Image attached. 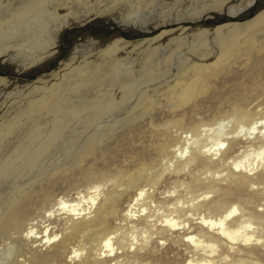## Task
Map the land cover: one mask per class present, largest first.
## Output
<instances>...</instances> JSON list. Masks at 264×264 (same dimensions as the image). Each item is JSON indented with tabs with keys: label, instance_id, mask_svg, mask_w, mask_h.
I'll use <instances>...</instances> for the list:
<instances>
[{
	"label": "bare ground",
	"instance_id": "1",
	"mask_svg": "<svg viewBox=\"0 0 264 264\" xmlns=\"http://www.w3.org/2000/svg\"><path fill=\"white\" fill-rule=\"evenodd\" d=\"M218 1L0 0V166L28 154L14 172L0 170V189L8 188L0 196V264H264V108H232L187 128L183 119L155 125L151 117L146 125L163 143L140 149V161L129 157L124 170L86 176L75 197L43 186L61 179L45 173L51 164L43 166V157L33 166L41 126L77 99L98 104L65 131L59 158L77 144L73 169L104 126L106 135L118 123L140 129L138 120L157 108L198 95L246 31L264 30V6L244 21L194 26L213 14L229 16L230 2H239ZM227 27L234 30L224 44ZM63 34L74 44L54 70L22 84L6 75L55 58L54 38ZM132 34L145 36L124 37ZM254 39L243 49L252 66L264 67V37L259 45ZM54 73L58 83L34 88ZM24 93L22 102L5 104Z\"/></svg>",
	"mask_w": 264,
	"mask_h": 264
},
{
	"label": "rangeland",
	"instance_id": "2",
	"mask_svg": "<svg viewBox=\"0 0 264 264\" xmlns=\"http://www.w3.org/2000/svg\"><path fill=\"white\" fill-rule=\"evenodd\" d=\"M228 1H231V0H227V1L219 0L218 4L226 5ZM252 1L253 0H239L237 4H231V2H233L231 1L226 13L229 16H233L236 13L248 7L252 3ZM8 18L10 19V17ZM233 30H234V27H227L226 29H224L222 41H221L222 43L227 44L226 42L228 41V38H229L228 36L229 34L232 33ZM247 30H250V29H247ZM251 30L246 31L247 32L246 34L243 33L245 35L244 36L242 35L243 37L241 36L239 46L237 48L232 49L229 52L228 56L225 57L223 64L227 63L228 65L223 70H221L216 75V77L209 79L208 82L205 84L206 87L204 86V89H201L198 92V95L196 94V96L191 97L189 99L190 102L179 103V104L175 102V104H172V105L164 104L161 108H157L155 112H151V114L149 116H146L143 120L142 119L140 121L138 120L139 124L142 126V128L140 129H137V127L127 128L126 123L125 124L124 123L120 124L118 122L114 124L113 122L107 123L108 125L106 124V126H109V127L115 126V124L118 123L119 127L118 126H116L115 128L113 127L114 129L113 133L106 135L107 131L106 129H104L105 127L104 126L102 129H100L96 133L97 134L96 138L98 137L100 138L99 143L96 144L94 140L86 144V149L84 148L80 149V152H82V155H81L82 162L79 168L77 167L73 169V166H74L73 164L76 162L74 156L76 153L77 144L73 143L69 145L67 149L65 150V152L63 153V156L59 158L60 149L63 147L64 141L67 138L65 136L66 134L65 131H68L69 129H71V127L75 124L76 121H79L83 119L84 117H86V113H88L91 108L95 107L98 104V102H94V101L89 102V101H85L82 99H77L76 101L72 102L69 105V108L66 109V112L63 113V115H59L54 120V122L47 121L43 123L45 124L41 126L43 127L41 128V131L43 133L40 132V134L37 135L33 141L32 149H36L38 151L36 159H34L33 166L36 167L40 159L43 157L44 159L42 160L43 164L41 163L43 166H45V164L47 163L51 164V166L46 167V169L44 170L45 173L47 175L50 173L57 174L59 177H61V179L58 180L57 183L49 184V185L43 184V186L44 187H51V186L58 187V188H55L56 190H54V193L57 195L58 194L62 195V194L67 193L68 196L75 197V193H76L75 189L78 188V190H83L84 189L83 187H85L87 184L86 176L90 175L91 173L92 174L95 173V176H96L101 172L107 173L109 172V170L110 172H117L120 170H124L126 169V167L128 168L130 166L131 160L129 157H132V156H134L133 162L137 163L138 160L140 161V159L142 158L141 154L139 153L140 149H143V147H145L146 145L147 146L151 145V143L153 145H156V144L158 145L159 143L161 144L162 142L161 138L156 139L157 136H154V133L151 131L149 127H147L148 125H146L151 117H153V122L155 125L163 124V122L166 120L172 122L177 119H183L182 121L185 124L184 127L187 128L188 126L193 125L197 123L198 121L199 122L200 121L201 122L202 121L203 122H214L215 120L217 121L218 119L221 118V116L230 114L232 108H253L256 106H259L260 108H264V104H263L264 103V67L261 64H259L258 66L257 65L252 66V61L250 57L247 55V53L243 49L244 46L246 45L245 44L246 40H251L252 38H255L253 41L255 42V44L259 45L261 42L260 40L262 39V37H264L263 35L264 30L263 29H254L252 31ZM257 36H260L261 39L260 37L258 38ZM263 51L264 49L261 52L264 53ZM208 54L209 53L206 54V58L209 56ZM73 64L74 62H71L70 66ZM191 65L192 63H190V65L187 66L185 69H181L180 73H183L184 71L188 70V68H190ZM74 70L75 69L72 68V71ZM248 72H250L252 75H250V73L248 74ZM58 73L61 74L62 72L59 71ZM59 74L57 75V73H54L50 77L52 79L49 81V83L42 85V83H44L45 81L47 82L50 79V78H44L43 79L44 81L42 80L38 85H35L34 88L36 90L44 89V91H47L52 84L54 85L60 81ZM160 78L161 77H158L156 79L159 80ZM173 79H175V77ZM173 84L174 83H172L171 86ZM166 88L167 87L161 89L158 92H150L148 93V96L152 95L154 97H158L166 90ZM24 94L25 95H23V97L22 96L18 97L15 94L10 95L11 97H8L7 100H5V104L10 105L18 101L22 102V99L24 98V96L26 98L29 95L28 93H24ZM103 100L107 101L108 98L105 97ZM160 102H161L160 99L157 100L155 102V107H158V104ZM142 103H140V105ZM135 109L133 110V112L136 111ZM263 110L264 109H262V111ZM167 111H169V113L165 114ZM132 129H134L135 132ZM150 132H152L153 135ZM147 133L150 135H148ZM40 135L43 137H41ZM105 135L108 137H106ZM39 137H41V139ZM61 139H64V140H61ZM175 141H176L175 138L174 139L172 138L169 141H167V144H172ZM94 144L96 145L94 146ZM73 152H74V155H73ZM8 155H10V153ZM16 155H17L16 156L17 158L12 161L14 165L12 164L11 167H8L10 165H7V164H9L10 162L9 163L6 162V164L4 163L3 165L0 166V170H2L1 172L5 173L8 170L10 172H14V170H16V168H18V166L20 165L18 163L21 160H24L23 157L27 156L28 154L27 152L22 151V152L17 153ZM8 157L9 156H7V158ZM49 157H51L52 159H54L53 157H55L57 159L52 160ZM10 158H11V155L6 160H10ZM48 158L52 160L53 162L52 161L50 162ZM77 158L78 157H76V159ZM143 158L147 163L148 156L146 157L144 156ZM42 165H40V167ZM80 169L81 171L79 172ZM1 172H0V175L3 174ZM58 176L56 177L59 178ZM38 186L39 185H33V186L30 185L28 187L30 188V187H38ZM160 186L168 187V185L165 184V182H161ZM0 191H1L0 193V196H1L3 194H6V192L8 191V188H2L0 189ZM43 249L44 248H42V250Z\"/></svg>",
	"mask_w": 264,
	"mask_h": 264
},
{
	"label": "water",
	"instance_id": "3",
	"mask_svg": "<svg viewBox=\"0 0 264 264\" xmlns=\"http://www.w3.org/2000/svg\"><path fill=\"white\" fill-rule=\"evenodd\" d=\"M264 6V0H253L252 3L246 7L244 10L236 13L233 16H227L224 13H221L219 15H211L210 18H204L201 20H198L193 23L194 26H199V27H206V28H211L216 25L225 23L227 21L231 22H239V21H244L252 17L258 10H260ZM72 33V32H71ZM144 34H132L130 36L124 35L126 38H141L144 37ZM73 35L70 36L68 35H61L59 38H54V41L57 42L58 48H57V55L55 58L51 59L48 62H43L39 66H36L32 68L31 70L21 73V74H15V73H9L6 74L10 78H15L16 81H18L19 84L29 82L30 80L34 79L36 76L47 72L54 70L56 68L57 62L59 60H65L67 58V55L69 51L72 48V45L74 44L73 40ZM24 60V59H23ZM2 73H0L1 75Z\"/></svg>",
	"mask_w": 264,
	"mask_h": 264
}]
</instances>
